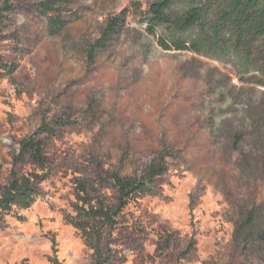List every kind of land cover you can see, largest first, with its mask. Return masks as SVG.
<instances>
[{"label": "rangeland", "instance_id": "1", "mask_svg": "<svg viewBox=\"0 0 264 264\" xmlns=\"http://www.w3.org/2000/svg\"><path fill=\"white\" fill-rule=\"evenodd\" d=\"M43 1L19 0L12 25L0 31V72L17 65L12 79L0 78V188L24 138L43 122L69 124L47 141L52 172L42 196L6 216L0 264H50L51 257L91 264L92 251L67 221L78 179L101 169L130 173L164 150L170 172L156 195L124 211L114 264H264V179L239 166L246 144L264 133V117L253 127L246 119L250 106L264 110V88L240 82L230 64L163 51L144 22L154 0H71L68 25L55 37L38 11ZM125 10L124 27L92 54L108 20ZM244 131L246 144L238 145ZM250 213L259 236L243 248L235 231ZM166 231L176 246L156 255Z\"/></svg>", "mask_w": 264, "mask_h": 264}, {"label": "trees", "instance_id": "2", "mask_svg": "<svg viewBox=\"0 0 264 264\" xmlns=\"http://www.w3.org/2000/svg\"><path fill=\"white\" fill-rule=\"evenodd\" d=\"M18 1L0 0V31L12 25ZM72 3L47 0L38 4L39 13L48 19L50 36H58L67 27L65 13ZM127 16L125 10L108 20L100 38L91 46L92 54L107 48L124 27ZM144 17L147 35L155 38L163 51L192 53L230 64L240 82L264 88V0H154L148 3ZM16 69L14 63L4 65L0 78L12 79ZM263 117L260 106L248 108L246 119L252 127L259 125ZM68 124L62 120L43 122L35 133L19 143L18 151L13 154L10 179L0 188V233L7 215L15 209H29L42 196L43 184L52 172L47 141ZM255 137L254 145L246 144L245 131L236 139L238 145L245 143L247 149L239 163L242 173L257 180L264 179L263 130ZM170 157L164 150L130 173L101 169L94 179H78L75 216L67 217V221L80 231L92 251L91 264H114L118 259L124 211L133 202L158 193L160 179L170 172ZM26 165L35 169L24 172ZM258 236L256 215L250 213L236 228V242L248 248L255 246ZM177 241L166 231L156 244V255L171 252ZM191 250L189 247L187 252ZM49 262L61 264L57 257H51Z\"/></svg>", "mask_w": 264, "mask_h": 264}]
</instances>
